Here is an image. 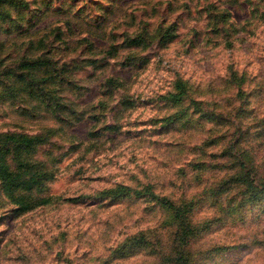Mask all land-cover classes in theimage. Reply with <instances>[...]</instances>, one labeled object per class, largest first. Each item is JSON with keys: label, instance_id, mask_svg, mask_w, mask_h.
<instances>
[{"label": "rangeland", "instance_id": "rangeland-1", "mask_svg": "<svg viewBox=\"0 0 264 264\" xmlns=\"http://www.w3.org/2000/svg\"><path fill=\"white\" fill-rule=\"evenodd\" d=\"M179 80L188 91L174 102ZM175 112L186 115L168 123ZM7 131L45 132L31 157L55 177L41 186L51 200L24 212L0 184V264H170L131 244L141 231L168 244L171 211L98 196L119 183L193 200L190 264H264V194L223 185L238 158L264 176V0L0 1Z\"/></svg>", "mask_w": 264, "mask_h": 264}, {"label": "trees", "instance_id": "trees-1", "mask_svg": "<svg viewBox=\"0 0 264 264\" xmlns=\"http://www.w3.org/2000/svg\"><path fill=\"white\" fill-rule=\"evenodd\" d=\"M130 41L139 42V38L134 37ZM37 77L38 79L36 80H38L40 87L43 88V84L48 81L47 75L37 74ZM177 87L176 91L170 92L168 95L174 102L184 100L188 91L185 81L182 82L179 80ZM191 102H193L192 104L196 109V113L200 112L201 117H207V119L212 121L221 120L220 117L222 116L216 112L204 110L202 107L203 102L199 100H191ZM60 103L58 98L54 103V108L59 109L61 107ZM185 115L186 112H175L168 117V123H175ZM47 138L48 135L45 132H37L34 134L10 131L0 132V184L2 190L12 197L11 200L18 205L17 208L20 212L27 211L33 206L46 201L43 197L51 200L50 196L42 192L43 189H41V186L55 177V171L47 167L44 162L31 157V154ZM239 141L237 139L231 142L232 146H237ZM234 151L238 152V149L235 147ZM239 152L242 153L241 151ZM239 152L237 153L239 155L237 157H240ZM10 154L16 159L17 167L15 168H12L10 164ZM222 154L235 158L233 150L229 148H224ZM238 159H241L240 164L238 162L230 164L229 167H231V170L235 169V171L230 178H226L223 185H226V189H232L236 185L235 183H237L240 189H244V192L254 195L255 198L264 194V176L258 174L254 165L251 164V166H248V163L244 159ZM215 164L217 165V163ZM217 167L220 166L217 165ZM36 190L41 192L40 196L32 195ZM98 196L102 199L110 198L112 201L127 196H134L136 198L144 197L148 201H154L163 208L165 207L170 210L174 222H170L168 226L165 225L164 227L166 228V242H169L168 244H153L152 240L147 237L146 232L141 231L139 236H134L135 242L131 246H151L152 252L154 253L164 252L170 264L191 263L190 258H188V249L191 242L201 231L200 225L193 222L191 218L194 204L193 200L176 201L167 195L157 193L150 184L145 185L143 188H135L124 183H119L114 188L101 190ZM116 251L115 249L114 253ZM118 252L120 256H125L128 251L125 248H121ZM128 253L131 255L130 253L132 252ZM65 264L74 263L67 261Z\"/></svg>", "mask_w": 264, "mask_h": 264}]
</instances>
